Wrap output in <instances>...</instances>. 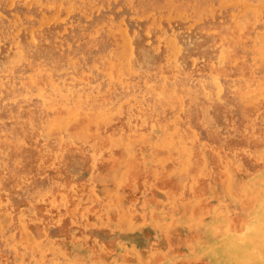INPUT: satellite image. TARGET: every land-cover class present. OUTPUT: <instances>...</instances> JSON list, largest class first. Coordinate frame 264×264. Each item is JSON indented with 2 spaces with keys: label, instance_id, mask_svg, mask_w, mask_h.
<instances>
[{
  "label": "rangeland",
  "instance_id": "rangeland-1",
  "mask_svg": "<svg viewBox=\"0 0 264 264\" xmlns=\"http://www.w3.org/2000/svg\"><path fill=\"white\" fill-rule=\"evenodd\" d=\"M263 76L264 0H0V264H264Z\"/></svg>",
  "mask_w": 264,
  "mask_h": 264
},
{
  "label": "bare ground",
  "instance_id": "bare-ground-1",
  "mask_svg": "<svg viewBox=\"0 0 264 264\" xmlns=\"http://www.w3.org/2000/svg\"><path fill=\"white\" fill-rule=\"evenodd\" d=\"M232 6V5H231ZM234 6V5H233ZM236 7V6H235ZM261 7H263V6H261ZM188 8V7H187ZM251 13V12H250ZM249 18V17H248ZM258 18V17H257ZM238 24V23H237ZM246 24V23H245ZM250 25H251V23H250ZM240 26V25H239ZM262 27V26H261ZM260 28V27H259ZM261 29V28H260ZM238 31V30H237ZM237 35H239V34H237ZM253 37V36H252ZM236 38V37H235ZM249 39V38H248ZM252 39V38H251ZM248 41V40H247ZM259 41V40H258ZM251 43V42H250ZM255 43H257V42H255ZM253 45V44H252ZM251 45V46H252ZM258 46H260L259 44H258ZM117 48V47H116ZM258 48V47H257ZM245 49V48H244ZM253 49V48H252ZM259 49V48H258ZM116 50V49H115ZM240 50H241V48H240ZM260 50V49H259ZM125 52V51H124ZM249 52V51H248ZM250 53V52H249ZM114 54H115V52H114ZM231 54V53H230ZM235 54V53H234ZM243 54V53H242ZM260 54H261V51H260ZM253 55V54H252ZM263 55V54H262ZM252 58V57H251ZM115 60V59H114ZM251 60H254V59H251ZM259 60V59H258ZM248 62V61H247ZM255 62V61H254ZM241 63V62H240ZM258 63H260V62H258ZM256 64V63H255ZM254 64V65H255ZM101 65H103V64H101ZM114 66L116 67V65L114 64ZM259 66V65H258ZM261 66V65H260ZM106 67V66H105ZM124 67V66H123ZM113 69V68H112ZM246 69H248V68H246ZM251 69V68H250ZM123 70V69H122ZM258 70V69H257ZM115 71H116V69H115ZM235 71H238V70H235ZM240 72V71H239ZM249 72V71H248ZM226 73V72H225ZM224 73V74H225ZM254 73V72H253ZM263 74V73H262ZM117 75V74H116ZM251 75V74H250ZM258 75V74H257ZM261 75V74H260ZM113 76H115V75H113ZM227 76V75H226ZM252 76V75H251ZM262 76V75H261ZM245 77V76H244ZM264 77V76H263ZM29 78V77H28ZM254 78V77H253ZM112 79V78H111ZM116 79V78H115ZM249 79V78H248ZM117 80V79H116ZM256 80V79H255ZM245 81H247L246 79H245ZM251 81V80H250ZM257 81V80H256ZM249 82V81H248ZM253 82V81H252ZM110 84V83H109ZM234 84V83H233ZM253 85V84H252ZM262 85V84H261ZM114 87V86H113ZM243 90V89H242ZM237 94H239V93H237ZM264 94V93H263ZM158 98V97H157ZM171 101V100H170ZM89 124V123H88ZM172 139V138H171ZM193 142V141H192ZM168 143H169V139H168ZM191 143V142H190ZM194 143V142H193ZM172 145V144H171ZM164 146V145H163ZM191 146V145H190ZM164 150V149H163ZM169 154V153H168ZM183 154V153H182ZM181 155V154H180ZM185 166V165H184ZM225 179V178H224ZM187 218V217H186ZM235 264H243V259H241V257L238 259V262L236 263L235 262ZM259 264V263H258Z\"/></svg>",
  "mask_w": 264,
  "mask_h": 264
}]
</instances>
